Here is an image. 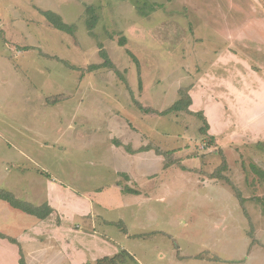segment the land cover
Segmentation results:
<instances>
[{"label": "rangeland", "instance_id": "obj_1", "mask_svg": "<svg viewBox=\"0 0 264 264\" xmlns=\"http://www.w3.org/2000/svg\"><path fill=\"white\" fill-rule=\"evenodd\" d=\"M263 29L264 0H0V190L86 194L116 264H264ZM185 95L206 131L160 114Z\"/></svg>", "mask_w": 264, "mask_h": 264}, {"label": "crops", "instance_id": "obj_2", "mask_svg": "<svg viewBox=\"0 0 264 264\" xmlns=\"http://www.w3.org/2000/svg\"><path fill=\"white\" fill-rule=\"evenodd\" d=\"M239 30L242 35H246L258 29L253 24L244 31L241 27ZM58 184L49 182L45 199L43 200L44 197H41L37 205L33 204L39 206L47 203L52 208V212L43 219L18 210L5 201L6 204H0V222H2L1 225H4L0 234L16 241L11 242L7 238L0 237V264H21L19 262L21 257L25 264H30L28 254L23 249L25 242L33 243L29 250L30 255H33L36 251L44 252L47 248L49 249L51 245L47 247L46 244L48 240L52 242V239L55 241L60 255L65 257V264L117 263L116 257L120 255L119 247L110 244L104 234L95 231L96 219L92 215L94 214L92 200L86 194L78 195L79 193L77 194L70 187L62 190ZM121 190L123 191L122 187ZM61 193L65 196L63 199ZM3 210L6 212L2 213ZM27 216H32L34 219L29 218L31 221L29 224L21 223L19 229L14 231L11 225L15 223L16 218H18L16 221L20 222L27 219ZM24 235L29 237L24 238ZM14 248H16V252ZM124 252L131 256L128 251Z\"/></svg>", "mask_w": 264, "mask_h": 264}, {"label": "trees", "instance_id": "obj_3", "mask_svg": "<svg viewBox=\"0 0 264 264\" xmlns=\"http://www.w3.org/2000/svg\"><path fill=\"white\" fill-rule=\"evenodd\" d=\"M42 14L57 29L65 30V29H68L70 27V26L68 27L67 24L62 22L60 17H59V15H57L54 12L42 11ZM190 101H191V98H190L189 95H187L186 96V100H185V102H186L185 104L183 103L182 99L176 100L170 107H168L167 109L161 111L160 114L168 115L170 113L178 112V111H182V110L186 109L189 112L195 113L196 115H198L203 120L204 125H203L202 129H203V131H206L205 129H207L208 126H209V124H208V122L206 120V117L204 116L203 112H201V111L194 112L192 110H189L188 107L191 104ZM139 108L142 111L146 112V113H150V111H151L149 108H145V107H143L141 105H139ZM123 190L126 191L127 188L125 187V188H123ZM129 191H132V190H129ZM0 199L6 201L12 207H14V208H16L18 210H21V211H23V212H25L27 214L34 215V216H36V217H38L40 219L45 218L46 216H48L52 212V208L47 203H44V204L39 205V206H36V205H33V204H31V203H29L27 201H23L21 199L16 198L15 196H13V194H11L10 192H8L6 190H3V189L0 190ZM262 205L264 207V203ZM0 237L7 238L11 242H16L15 239L10 238V237H6V236H4L2 234H0ZM19 262L21 264H25L22 257L20 258Z\"/></svg>", "mask_w": 264, "mask_h": 264}]
</instances>
